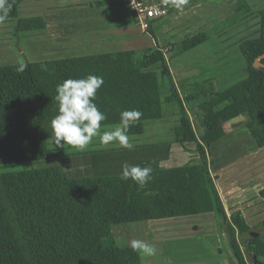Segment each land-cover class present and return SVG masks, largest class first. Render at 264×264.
<instances>
[{"label": "trees", "instance_id": "16d2710c", "mask_svg": "<svg viewBox=\"0 0 264 264\" xmlns=\"http://www.w3.org/2000/svg\"><path fill=\"white\" fill-rule=\"evenodd\" d=\"M23 0H9L11 10L0 24H10L19 42L43 35L42 17H19ZM173 10V9H172ZM257 19L256 36L239 43L246 77L217 92L212 81L176 87L168 63V48L121 51L40 62L0 66V264H142L129 246L116 244L114 225L214 214L225 230L236 264H248L243 251L264 264L263 234L238 242V228L227 216L212 175L209 151L223 139V124L244 119V127L258 148H264V7L254 11L247 0H236L235 13L224 22L232 26ZM155 38L153 30H148ZM211 36L202 32L177 45L190 51ZM264 66V57L260 59ZM104 78L94 103L107 119L120 123L125 110L142 113L128 131L144 132V123L160 120L164 105L175 104L179 117L176 144H195L197 163L153 169L152 179L140 188L120 174L70 178L58 166L35 168L65 156L49 147L51 120L58 114L56 89L67 79L88 75ZM160 78L169 89L162 99ZM200 102L197 135L185 105ZM198 118V119H197ZM54 150V151H53ZM89 153H94L90 151ZM20 167L19 170H9ZM264 202V188L259 193ZM235 217L242 221L240 213Z\"/></svg>", "mask_w": 264, "mask_h": 264}, {"label": "crops", "instance_id": "0c3cea01", "mask_svg": "<svg viewBox=\"0 0 264 264\" xmlns=\"http://www.w3.org/2000/svg\"><path fill=\"white\" fill-rule=\"evenodd\" d=\"M21 11L26 18L42 17L46 22L45 34L19 42L6 41L5 39L12 38L11 34L0 35V66L19 64L18 62L21 60L24 63L51 61L166 46L165 48H168L167 57L170 71L177 88L212 81V85L217 92L230 89L238 83L233 82L235 79H239V77L243 79V76L246 75L245 64H239V59L232 60V50L235 48L238 56L240 54L238 50L239 43L256 36L259 29L257 19H253L257 21V29L252 33L248 32L247 26V22L250 20L232 26L224 25L223 23L236 11V2L232 5L228 0H189L182 11L174 8L166 18L154 23L151 29L155 38L137 24L128 12L124 0H23L19 6V15ZM215 13H221L224 17L219 18ZM221 24L224 25L221 28L222 30L218 34H211L206 42L190 51L173 54L174 50L177 49V45L184 39L198 33L208 32L217 26H221ZM170 53L173 55L168 56ZM160 83L162 99H164L169 95V89L161 78ZM199 105L200 102L185 105L193 121L194 128L193 117L199 116ZM189 109H191L192 115ZM175 110V104L164 105V116L168 111ZM162 119L145 122L143 134L132 138L138 140L145 136L149 137L146 135L148 133L147 126L158 123ZM238 119L240 118L235 120ZM230 123L223 124L226 136L218 141L216 145L225 141L227 137L226 125ZM198 124L203 126L200 123ZM172 138H174V134H172ZM252 142L254 146L252 150L255 151L252 154L262 150V148L255 145L253 140ZM174 144L176 143L174 142ZM178 145L182 147L190 145V143ZM141 149H144V147H132L130 150L137 152ZM126 150L129 149H117L112 152H124ZM151 151L152 149L144 151V154L136 153L134 161L136 163L141 162L142 165L147 164L145 162L146 154ZM63 153L65 156L46 164L60 167L70 178L99 177L121 173L122 164H117V159L96 156L98 152L75 155ZM235 173V169H232V174L235 175H232L234 182L231 181L228 185H223V181L218 183L220 178L219 173H217L215 184L227 216L238 228V242L242 247L247 240L262 235L261 232L258 233L257 228L260 225L262 226L264 221V202L258 193L264 186H249V183L241 182L240 178L236 180ZM220 177L222 176L220 175ZM245 177L244 180L247 179V175ZM246 192H250L249 196L246 195L247 197L243 195ZM236 213H240L242 221L235 217ZM198 217L202 219L197 220ZM184 218L188 219L179 221L180 224L191 223L192 228H195V230L198 229V225L203 224V221L200 220L209 221L208 223L211 224L209 226L210 230L212 228L218 229L214 214L193 216L195 219L192 217ZM178 219L181 218L114 225L112 233L116 228L126 227L132 231L136 227L141 229L142 227L159 225L162 228L158 227L157 229H166L165 234L168 235L170 223ZM256 223L258 225L254 226ZM132 224L137 226H131ZM222 229L220 228L219 231H222ZM115 241H117L116 238ZM243 253L248 264H259L251 253L247 251H243ZM248 257L249 261L247 260ZM229 261L231 264H236L232 252Z\"/></svg>", "mask_w": 264, "mask_h": 264}, {"label": "rangeland", "instance_id": "374dc122", "mask_svg": "<svg viewBox=\"0 0 264 264\" xmlns=\"http://www.w3.org/2000/svg\"><path fill=\"white\" fill-rule=\"evenodd\" d=\"M228 1L232 5H234L236 2V0ZM247 1L255 11L264 7V0ZM216 15H218L219 18L224 17V15H222L221 13H217ZM19 16L20 18H26L22 11ZM10 26V24L0 25V35L10 34ZM222 26L224 25L221 24V26H217L208 32L213 35H215V33L218 34L222 30ZM247 26L248 32L252 33L257 29V21L252 19L247 22ZM5 40L16 41L13 36L12 38ZM165 47L166 46L161 48ZM236 51L237 50L235 48L232 50V60L234 61L239 59V64L242 63L244 65L241 55L238 54L237 56ZM173 54H178V50H174ZM173 54L170 53V55L168 56H171ZM244 76L246 77V75ZM244 76L243 79L239 77V79H235L233 82L244 80ZM189 112L192 115L191 109H189ZM193 120L196 134L200 135L203 126H199V119L197 121L196 117H193ZM177 122V110L168 111L160 122L152 124L149 127L147 126L148 133L146 135H148L149 137H142L143 140L142 138L136 140L130 137V142L132 143L133 147H144V149L138 150L137 152H134L132 150H126L124 152H112L114 150L123 148L119 147V145L117 144L104 146L99 142L98 138L94 139L93 143L84 152H78L68 146H65L64 149L57 148L56 150L69 153V155L89 153L90 151H94L98 152L96 153V156H101L108 159H117V164L127 163L139 165L141 167L149 166L152 168H170L174 166L184 165L189 162H198L199 157L196 153L194 144L182 147L178 144H174L172 134L174 127L177 125ZM243 123L244 119L240 118L226 125L227 137L225 141L223 143L219 142L217 145L215 143L212 146V149L209 151V158L213 162V165H211L212 175L215 177L216 174L219 173L218 175L220 180H218V183L220 181H223V185H228L231 181L234 182L232 176L234 174H232V169H235L236 180L240 178L241 182H247V184L249 183V186H264V148H262V150H259V152H257L256 154H252V152H255L252 150L254 147L253 142ZM50 147L53 148L51 144ZM150 149H152V151L149 154L147 153V158H145V162L147 164L142 165L141 162L136 163L134 161L136 153L144 154V151ZM89 156L91 157V155ZM47 166L49 165L43 162L40 164H35L34 167L41 168ZM19 169L21 168L14 167L10 168L9 170ZM220 175L222 177H220ZM245 175H247L246 180H244V178H246ZM243 195L249 196L250 192H246ZM200 217L196 219H202ZM184 219L188 218H181L174 222H171V226H169L168 230V235L165 234L167 231L166 229H157L158 227L162 228V226L159 225H152L146 228L142 227L143 229L136 227V229L132 231H130L126 227L116 228L114 229L113 234L117 240L116 244L120 247L128 245L133 239H142L145 242L151 243L156 246V248L158 249L157 255L154 257L144 258L142 260V264H231V262L229 261V258L231 256V248L225 230L222 229V231H219L220 224L217 222V220L216 222L218 229L212 228L210 230L209 226H211V224L208 223L209 221L200 220L201 222L203 221V224L201 226L198 225V229L195 230V228H192L191 223L180 224L179 221H185ZM256 225H258V223L254 224V226ZM131 226L137 225L132 224ZM257 229L258 233L261 232L263 234V228L261 225L258 226ZM247 260L249 261V257L247 258Z\"/></svg>", "mask_w": 264, "mask_h": 264}, {"label": "clouds", "instance_id": "9594fccd", "mask_svg": "<svg viewBox=\"0 0 264 264\" xmlns=\"http://www.w3.org/2000/svg\"><path fill=\"white\" fill-rule=\"evenodd\" d=\"M169 2L175 9L182 11L189 0ZM10 10L9 0H0V22L8 17ZM18 63L16 70L24 72L27 65L22 60ZM103 83L102 76L90 74L85 78L67 79L57 86L55 100L58 104V114L50 122L52 135L48 139L54 150L68 146L78 152H84L97 138L104 146L117 144L123 149H132L128 131L140 119L142 113L138 110H125L120 114L119 124H103L107 117L94 103L97 91ZM152 173L153 169L149 166L124 163L121 166L120 179L131 180L143 188L153 178ZM128 246L141 260L154 257L158 253L155 245L142 239H133Z\"/></svg>", "mask_w": 264, "mask_h": 264}, {"label": "built area", "instance_id": "2783aa9c", "mask_svg": "<svg viewBox=\"0 0 264 264\" xmlns=\"http://www.w3.org/2000/svg\"><path fill=\"white\" fill-rule=\"evenodd\" d=\"M137 24L148 31L154 23L166 18L174 9L169 0H124Z\"/></svg>", "mask_w": 264, "mask_h": 264}, {"label": "water", "instance_id": "95a60500", "mask_svg": "<svg viewBox=\"0 0 264 264\" xmlns=\"http://www.w3.org/2000/svg\"><path fill=\"white\" fill-rule=\"evenodd\" d=\"M263 57H264V55H262L260 58L256 59L255 66L264 67L263 64L260 63V59L263 58Z\"/></svg>", "mask_w": 264, "mask_h": 264}]
</instances>
